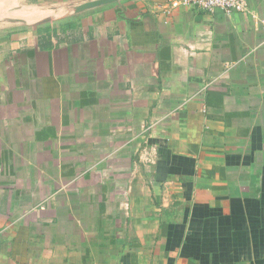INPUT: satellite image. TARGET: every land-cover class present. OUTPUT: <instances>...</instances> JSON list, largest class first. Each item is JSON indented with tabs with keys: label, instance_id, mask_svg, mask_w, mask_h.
Returning <instances> with one entry per match:
<instances>
[{
	"label": "crops",
	"instance_id": "1",
	"mask_svg": "<svg viewBox=\"0 0 264 264\" xmlns=\"http://www.w3.org/2000/svg\"><path fill=\"white\" fill-rule=\"evenodd\" d=\"M31 1L57 15L0 28V264H264V0Z\"/></svg>",
	"mask_w": 264,
	"mask_h": 264
},
{
	"label": "rangeland",
	"instance_id": "2",
	"mask_svg": "<svg viewBox=\"0 0 264 264\" xmlns=\"http://www.w3.org/2000/svg\"><path fill=\"white\" fill-rule=\"evenodd\" d=\"M15 9H24V10L31 9L33 11V14L29 16L30 19L29 21L25 20L22 22H13L8 20H1V18L5 15L11 16L12 15L11 12ZM56 9L57 8L52 9L49 6L41 7L39 5H36V3H33L31 0H0V28L10 25H23L25 23H30L42 16H46L49 14H56V12H53ZM187 264H194V263L190 262ZM198 264H202V263H198ZM251 264H257V263L252 262Z\"/></svg>",
	"mask_w": 264,
	"mask_h": 264
},
{
	"label": "built area",
	"instance_id": "3",
	"mask_svg": "<svg viewBox=\"0 0 264 264\" xmlns=\"http://www.w3.org/2000/svg\"><path fill=\"white\" fill-rule=\"evenodd\" d=\"M190 6L203 11H214L221 9L226 13L238 12L248 13V0H174L172 6Z\"/></svg>",
	"mask_w": 264,
	"mask_h": 264
},
{
	"label": "water",
	"instance_id": "4",
	"mask_svg": "<svg viewBox=\"0 0 264 264\" xmlns=\"http://www.w3.org/2000/svg\"><path fill=\"white\" fill-rule=\"evenodd\" d=\"M117 1H119V0H89V1H86V2H83V3H80L76 7H72L71 10L73 12L77 13V12L84 11L86 9L99 7V6L110 4V3H113V2H117ZM50 20H52V16H47V17H43V18H40V19L34 21L33 24H41V23H44V22H48Z\"/></svg>",
	"mask_w": 264,
	"mask_h": 264
},
{
	"label": "trees",
	"instance_id": "5",
	"mask_svg": "<svg viewBox=\"0 0 264 264\" xmlns=\"http://www.w3.org/2000/svg\"><path fill=\"white\" fill-rule=\"evenodd\" d=\"M260 239H261V242H263V243L260 244L259 249H262V248H264V236H261ZM262 255H263V252H262L261 250H259V252H258V251L255 252V256H256V258H261Z\"/></svg>",
	"mask_w": 264,
	"mask_h": 264
}]
</instances>
